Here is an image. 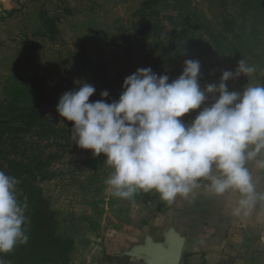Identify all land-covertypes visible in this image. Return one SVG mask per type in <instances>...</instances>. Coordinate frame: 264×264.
<instances>
[{
  "label": "clouds",
  "instance_id": "clouds-1",
  "mask_svg": "<svg viewBox=\"0 0 264 264\" xmlns=\"http://www.w3.org/2000/svg\"><path fill=\"white\" fill-rule=\"evenodd\" d=\"M255 71L241 58L234 70H223L217 82L202 86L199 60H184L181 74L171 81L151 67L138 68L124 79L117 100L107 102L109 91L103 90L101 99L90 101L95 87L78 82V89L60 96L56 111L73 122V142L93 157L103 155L112 169L107 194L132 199L138 190H155L172 204L200 187L214 196L235 191L240 199L233 215L246 216L264 201L246 166L264 155V85L236 91L227 82L251 78ZM195 110L190 122L181 119ZM258 166L264 168V159ZM19 183L0 170V254L29 239L27 197L21 201Z\"/></svg>",
  "mask_w": 264,
  "mask_h": 264
},
{
  "label": "rangeland",
  "instance_id": "rangeland-1",
  "mask_svg": "<svg viewBox=\"0 0 264 264\" xmlns=\"http://www.w3.org/2000/svg\"><path fill=\"white\" fill-rule=\"evenodd\" d=\"M142 1L12 0L11 7L0 14V102L5 101L8 90L30 86L37 91L36 100L46 96L58 103L65 91L79 88L78 82L95 87L90 101L101 99L103 90L109 91V97L104 99H111L113 94L93 66H100L106 76L120 81L138 68L146 67L143 65L146 53L139 47L152 39L149 32H140L137 11ZM246 1L192 0L195 10L217 31L227 30L224 19L235 20L233 32L239 38L228 34L237 51L233 55L229 52L210 55L220 72L234 70L241 58L256 68L251 78L241 75L229 80V90L240 91L248 84L264 85V25L256 23L257 16L248 17L244 10ZM161 13H170V9L163 8ZM47 19L58 29L54 39L50 38L51 25H46ZM163 24L168 26L167 21ZM243 31L250 34L246 37L247 46L240 45ZM184 60L186 56L182 54L175 63L165 62V69L159 74H167L170 80L177 78ZM41 106L55 118L51 106ZM197 111L181 119L190 122ZM63 122L60 117V123ZM67 126L71 130L72 125ZM51 168L55 175L39 182L43 202L46 208L58 212L60 229L68 231L73 238L72 263L86 264L87 258L93 256V244H100L97 238L101 239L125 212L129 199L106 193L105 180L112 169L103 155L93 157L91 150L79 148L73 140Z\"/></svg>",
  "mask_w": 264,
  "mask_h": 264
},
{
  "label": "trees",
  "instance_id": "trees-1",
  "mask_svg": "<svg viewBox=\"0 0 264 264\" xmlns=\"http://www.w3.org/2000/svg\"><path fill=\"white\" fill-rule=\"evenodd\" d=\"M244 5L248 17L257 16L256 23L264 25V1L247 0ZM167 7L170 13L162 14L161 10ZM137 14L141 19L140 32H149L148 37L152 39L140 44L139 48L146 53L143 65L151 67L157 74L164 71L165 62L175 63L185 54L186 59L200 61L202 86L217 82L221 72L210 55L226 52L233 55L237 51L228 34L239 38L233 32L235 20L224 19L227 30L217 31L204 15L195 10L192 0H143ZM164 21L168 26L163 24ZM45 23L51 25L50 38L54 39L57 27L51 19ZM248 35L243 31L241 46L248 45ZM93 69L113 94L106 101L117 100L124 80L106 76L100 66H93ZM36 92L30 86H19L8 90L5 101L0 102V170L18 178L21 201L27 197L25 215L29 237L26 244L17 245L11 253L0 254V261L3 264H73L70 259L73 238L68 231L60 229L58 212L45 207L39 186V182L55 175L52 164L70 145L72 138L67 124L73 122L65 120L61 124L56 111L57 101L46 96H39L36 100ZM43 104L51 106L55 118L42 110ZM50 147L53 150H45Z\"/></svg>",
  "mask_w": 264,
  "mask_h": 264
},
{
  "label": "crops",
  "instance_id": "crops-1",
  "mask_svg": "<svg viewBox=\"0 0 264 264\" xmlns=\"http://www.w3.org/2000/svg\"><path fill=\"white\" fill-rule=\"evenodd\" d=\"M12 0H0V14ZM249 161L258 192H264V168ZM240 194H209L194 189L172 204L155 190H138L125 212L93 244L86 264H264V201L248 215L235 216Z\"/></svg>",
  "mask_w": 264,
  "mask_h": 264
}]
</instances>
